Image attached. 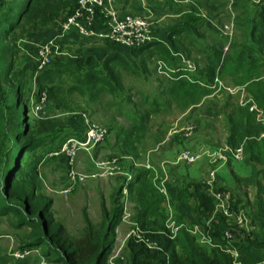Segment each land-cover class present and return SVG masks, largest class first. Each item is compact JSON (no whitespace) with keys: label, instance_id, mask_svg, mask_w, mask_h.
Segmentation results:
<instances>
[{"label":"trees","instance_id":"obj_1","mask_svg":"<svg viewBox=\"0 0 264 264\" xmlns=\"http://www.w3.org/2000/svg\"><path fill=\"white\" fill-rule=\"evenodd\" d=\"M75 2L0 0V215H6L16 229L28 228L19 238L17 249L30 252L40 247V255L53 264H110L114 229L123 217L122 188L125 187L127 205L131 203L127 220L132 225L121 248L125 264H264V135H261L264 127L259 124L257 112L250 110V102L239 103L240 90L244 88L251 102L264 114V0L257 1L251 15L243 0L233 13L224 10L227 0L204 2L212 17L219 16L220 27L224 25L222 16L232 17L235 25L236 32L233 30L230 38L219 30L213 34L211 44L204 40L203 28L190 32L175 27L168 33L166 43L151 39L135 47L103 38L128 47L137 57L161 59L166 68L173 69L165 77L166 83L159 81V88L150 95L140 92L138 100H134L133 87L125 83L124 75L139 76V70L115 49L106 54L99 67L85 68L53 60L37 70L35 92H46L48 107L72 110L73 94L87 98L90 104L94 102L96 106L90 108L107 118L108 134L114 131L113 143L119 153L132 159L138 158L140 150L141 154L145 152L147 137L164 139L166 130L161 126L159 130L149 131L147 125L152 115L168 113L172 105L184 111L211 90L236 94L235 99L229 96L237 103L228 97L223 107L208 108V112L224 116L225 142L232 148L243 147L244 163L250 168L248 175L240 176L231 170L232 187L212 186L186 174L174 178L168 167L167 178L161 182L164 171L159 164V176L155 179L152 166L134 169L130 164L129 172L121 177L108 205L101 197V218L95 225L83 209L84 223L77 234L69 233L54 219L51 198L35 193V183L24 177L19 162L31 150L45 148L47 142L56 145L72 134L64 121L52 120L48 113L34 121L29 119L27 110L26 119L15 130L16 106L23 103L26 107L29 99L27 67H21L14 84L10 79L18 60L14 42L25 33L55 22L63 12H70ZM195 19L199 24L205 21ZM193 56L201 69L190 70L185 65L183 59L190 60ZM146 60L141 58L142 64ZM92 61L91 56L86 60L88 64ZM58 75L62 80H56ZM215 78L239 88L233 93L224 88L216 90ZM116 117L130 121L128 127L118 126ZM60 160L66 166L65 160ZM249 186L254 188L251 197ZM213 188L232 192L229 215L216 208L215 196L210 192ZM164 202L170 204L169 216ZM242 210L252 222L249 231L235 225ZM198 225L205 238L202 243L193 233ZM9 259L2 258L0 264H7ZM27 261L28 257L19 263Z\"/></svg>","mask_w":264,"mask_h":264},{"label":"rangeland","instance_id":"obj_2","mask_svg":"<svg viewBox=\"0 0 264 264\" xmlns=\"http://www.w3.org/2000/svg\"><path fill=\"white\" fill-rule=\"evenodd\" d=\"M64 13H66V11L63 12L55 22L37 28L33 32L25 33L14 42V46L18 50V60L15 62V70L10 73V79L14 84V80L20 73L21 67H27L26 77L29 80L30 88L28 91L29 99L26 110L30 116L29 119L34 121L39 118H36L37 116L30 110V96L33 90H37V87H35V74L37 70L40 69L39 51L46 42L52 41V43L48 44L50 48V63L53 60L61 62L68 61L73 66L80 64L85 68L99 67L106 54L117 47L116 44L104 40L101 37L81 36L74 32H61L58 28V23ZM221 18H223L221 20L223 24L232 19V17L227 19V17L224 18L223 16ZM146 19L150 22L149 18ZM215 19L218 21L220 20L218 18ZM219 26L220 24H217L215 29L218 30ZM152 27L153 22H151V30ZM219 30H221V27ZM233 30L235 33V25ZM206 37L207 36H205V38ZM89 56L93 57L91 64L86 62ZM127 56L131 60L129 61L139 70V76L124 75L125 83L133 87L134 100L141 98L140 92L148 94L154 93L156 91L155 89L159 88V81L163 80L166 83L165 76L161 75V73L157 71V67H155L156 61L158 60L156 57L147 59L144 55L142 57H137L134 54ZM141 58L147 59L145 63L146 67L142 64ZM196 58L197 57L194 56L190 57L189 61L193 64L194 68L199 70L201 69L199 68L201 65L196 62ZM177 66L180 65L177 64ZM143 69L145 70L144 72L142 71ZM56 80H62V76L58 75ZM224 84L238 86L232 83ZM229 95L234 99L236 97V94H229L221 90H211V92L199 101V103L188 107L184 111L172 105V110L168 113H162L157 116L152 115L147 125L149 131L159 130V126H161L166 130L164 136L165 140L162 139L161 141L160 137L158 138L159 140L151 136L147 137L145 139L146 146L143 149L145 152L141 154L140 150L137 159H132L128 155L119 153L117 146L113 143L114 131H112L101 144L92 147L87 152L81 151L79 153L75 171L77 174L84 176L83 180L76 181L74 186L67 193H63L62 190L68 187L70 182L68 180L66 166L62 161L58 162V160H56L53 169L48 173L44 172L45 176H42V179L39 180V184H35L36 188H40L41 190L37 194L44 198H51L52 203L50 211L54 219L61 222L69 233L77 234L80 228L82 229L84 223L83 209L88 207L87 211L90 216L88 217L95 225L101 218L100 208L97 207L96 203L97 200L99 201L101 197H103L104 200L106 198L105 201L109 203L110 196L113 194L114 188L117 187L121 177L129 172L128 165L130 164H133L135 167L134 169H137L139 167H146L144 165L146 160L159 161V164H164L165 169L169 167L170 173L175 175L173 176L174 178L183 174L188 176H191L190 174H195L199 176V179L210 183L212 186H216L215 178L218 176L216 172H223L226 169L229 176V172L233 169V164L231 163L235 165L244 163V158L242 160L228 158L226 162L220 163L213 161L209 156L210 152L214 151L215 148H219L226 143L222 141L227 134V129L224 116H222V114L217 116L214 113L208 112V108L215 110V107H223L224 101L230 97ZM232 97L229 99L231 102L234 101ZM87 102V98L83 99L79 95L73 94L72 110L61 111L53 107H48V118L52 120H61V122L64 121L67 130L72 134L71 136L78 138H81L85 133V117L88 118L91 123L106 128L109 127L106 121L107 118L99 113L98 110L92 111L90 108L91 105L96 106L94 102L92 104L88 102L89 107L87 106ZM234 103H237V101L235 100ZM23 106V103L17 104L16 106V113L14 114L15 130L21 127ZM116 121L118 126L124 127H128L130 123V121L123 117H116ZM185 131H188L186 135L183 134ZM182 150H189L190 153H195L198 157L190 162L179 159L178 156ZM26 158L27 156L24 154L19 161L24 176L26 174V160L28 159ZM33 159L35 162L40 163V159ZM98 160H107L108 166H114L112 173H103L102 169L96 164ZM235 165L234 167H240V165ZM242 168L244 169V167H240V169H236V171L238 170L242 173ZM36 173L38 172L36 171ZM38 176L40 175L38 174ZM211 191L213 193L215 188L211 189L210 192ZM253 193L254 188L249 186L248 196L251 197ZM130 204L129 202L126 209L123 210L126 216L122 217V222L114 229L113 244L109 257L112 264H122L121 258L123 254L120 247H122L124 240L132 229L131 222L127 220ZM217 208L220 209L218 205ZM169 211L170 206L168 205L166 207V214H168V216L170 215ZM244 216L245 219L248 220L242 225L235 221V225L242 227L245 231H249L253 225L246 214H244ZM8 220L6 215H0V260L7 257L10 258L7 264H18L20 260H24L28 257V261L23 264H53L47 261V258H43L40 255V247L37 250L33 249L27 253H25L27 249H24L25 252L17 253V242H20L19 238L23 237L28 228L21 227L16 229L9 224ZM193 233L197 240L202 243V236H204L202 227L198 225ZM17 254H19L18 257Z\"/></svg>","mask_w":264,"mask_h":264},{"label":"built area","instance_id":"obj_3","mask_svg":"<svg viewBox=\"0 0 264 264\" xmlns=\"http://www.w3.org/2000/svg\"><path fill=\"white\" fill-rule=\"evenodd\" d=\"M235 1L236 0H227L228 4H233ZM146 18L147 17L136 14L121 15L113 6L111 0H76L71 11L66 13L61 18L58 23V28L63 33L74 32L81 36L107 38L111 41L121 43L129 47H135L144 44L153 37L151 21L149 22ZM233 27L234 22L231 19L221 27V31L230 38L233 33ZM50 43H52V41L46 42L40 48V68H43L45 65L50 63V48L48 46ZM224 49H227V44ZM183 61L187 68L190 70L195 69L193 64H191L188 59H183ZM156 67L157 71L165 77H168L171 71H173V69L166 68L165 63L161 59L156 61ZM215 86L216 90L224 88L226 91L231 93L235 92L239 88L225 85L218 78H215ZM35 91L36 89L32 91L30 96V110L35 116L42 117L48 111L47 94L44 90L41 92L37 91V93ZM248 102H250V110H255V112H257L258 121L264 118L263 112L260 111L256 105L251 102V100H246L243 104ZM85 122L86 129L81 138L70 136L56 145L48 146L43 152V157H63L65 160L68 180L70 183L68 187L62 190L63 193H67L74 186L76 181L84 179L83 175L77 174L75 171V165L77 164L79 153L81 151L87 152L92 147L101 144L108 135V129L106 127L91 123L86 117ZM187 133L188 131H185L183 134L186 135ZM261 135H264V130L261 132ZM209 156L213 161L220 163L226 162L228 158L242 160L244 158V150L242 146L232 148L225 143L223 146L215 148L214 151L210 152ZM197 157V154L190 153L189 150H182L178 156L179 159H184L187 162L194 161ZM107 163V160H98L96 162V164H98V166L102 169L103 173H112L114 166H108ZM144 165L146 167H151L148 160H146ZM161 168L164 171L163 179H166L167 169L164 168L163 163L161 164ZM213 195L215 196L216 208L218 205L220 207V209L217 208L218 210L229 215L228 201L231 198L230 193L228 191L215 190L213 191ZM122 201L124 210L127 207V188L125 187L122 188ZM123 216H126L125 211L123 212ZM247 220L248 219H245L243 211H240L236 217V221L242 225ZM170 225L173 226V222H170ZM176 229L177 227H174V230ZM196 229L197 228H195V230ZM121 248L122 247H120V249ZM17 251V253L25 252V250ZM28 251L29 250H26L25 253ZM18 255L19 254H17V257ZM109 263H111L110 260Z\"/></svg>","mask_w":264,"mask_h":264},{"label":"crops","instance_id":"obj_4","mask_svg":"<svg viewBox=\"0 0 264 264\" xmlns=\"http://www.w3.org/2000/svg\"><path fill=\"white\" fill-rule=\"evenodd\" d=\"M206 1L208 0H111V3L121 15L136 14V15H141V16L149 18L150 21L153 22L152 39H154L155 41L166 43L168 40V33L174 31L175 27H180L190 32H194L198 30L202 31L201 28H203V32L205 33V36H207L206 38H204V40L207 43L211 44L214 41L212 39L213 34H215L216 31H219V29L218 30L215 29V27L217 26V20L215 19V17H212L209 6L207 7V5L204 4V2ZM243 1H245L246 4L249 6V14L251 15L252 10L255 7L257 1L256 0H243ZM239 2L240 0H238L237 2H234L233 4H228L227 2V5L224 10L227 13H233L234 8L237 6V4H239ZM211 3L212 1L209 4ZM196 17L204 18L205 21L199 24L197 22L198 19H195ZM218 17L219 16H217V18ZM114 49L118 50L128 60H130V58L127 55H131L132 53L130 52V49H128V47L123 46V45H117V47ZM246 100L250 101V97L244 91V88H243L240 90L239 103L243 104V102ZM219 108H216V109H219ZM259 124L264 127V118L259 120ZM225 138H226V135L222 141L223 143L225 142ZM49 143L50 142H47V146H45V148L44 147L35 148L31 150V152H28L26 154L28 159L26 158L27 159L26 165H25L26 174L24 177L32 180L35 184H39V180L42 179V176H45L44 172L48 173L53 169V167L55 166L54 162L56 160H58L59 162L61 161L60 160L61 158L64 159L63 157H43L44 150L48 146H50L48 145ZM39 155L41 156L39 160L40 163L35 162L33 159ZM148 161L150 165L152 166V168L154 169L153 171H154V179H155L156 176H159V173H158L159 170H157L159 161L158 162L151 161L150 159ZM231 164H233V169L232 168L231 169L240 176H246L250 173V168L244 163L243 164L241 163L242 165L241 164L235 165L234 163H231ZM159 165L161 166V163ZM234 165L235 166L240 165V167H244V169L242 168L243 172L241 173L238 170L236 171V169H240V167H234ZM36 171L38 173H36ZM216 173L218 175L215 178V184L217 186L232 187L233 182H232L230 172H229L230 177L228 176L226 169L223 172L219 171ZM38 174L40 176H38ZM190 175L195 178L199 177L198 175H195V174L194 175L190 174ZM40 191H41L40 188L39 189L35 188V193H38ZM228 192H230L231 196L233 197L232 192L231 191H228ZM96 203H97V207L100 208V213H101L100 200L99 201L97 200ZM105 205H108L106 201H105ZM168 205L170 206L168 202H164L165 211ZM87 208L88 207H85V210H86L87 215L89 216ZM202 241H205L204 236H202ZM121 259H122V264H125V259L123 256Z\"/></svg>","mask_w":264,"mask_h":264},{"label":"water","instance_id":"obj_5","mask_svg":"<svg viewBox=\"0 0 264 264\" xmlns=\"http://www.w3.org/2000/svg\"><path fill=\"white\" fill-rule=\"evenodd\" d=\"M22 109H23V110H22V111H23V113H22V114H23V119H26V113H27V112H26V107L23 106Z\"/></svg>","mask_w":264,"mask_h":264}]
</instances>
